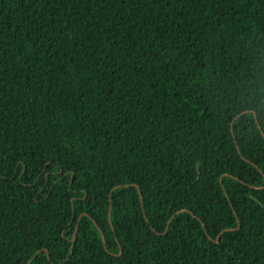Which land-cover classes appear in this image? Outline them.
Here are the masks:
<instances>
[{"label":"trees","instance_id":"16d2710c","mask_svg":"<svg viewBox=\"0 0 264 264\" xmlns=\"http://www.w3.org/2000/svg\"><path fill=\"white\" fill-rule=\"evenodd\" d=\"M0 264H264V0H0Z\"/></svg>","mask_w":264,"mask_h":264},{"label":"water","instance_id":"95a60500","mask_svg":"<svg viewBox=\"0 0 264 264\" xmlns=\"http://www.w3.org/2000/svg\"><path fill=\"white\" fill-rule=\"evenodd\" d=\"M138 189V188H137ZM138 193H139V196H140V191H139V189H138ZM140 200H141V197H140ZM75 237V236H74ZM74 237H73V239H72V241L74 240Z\"/></svg>","mask_w":264,"mask_h":264}]
</instances>
